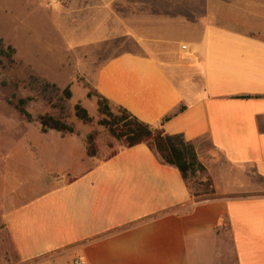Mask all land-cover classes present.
Returning <instances> with one entry per match:
<instances>
[{"label": "crops", "instance_id": "crops-1", "mask_svg": "<svg viewBox=\"0 0 264 264\" xmlns=\"http://www.w3.org/2000/svg\"><path fill=\"white\" fill-rule=\"evenodd\" d=\"M99 1L54 4L63 40H47V50L63 64L72 53L82 66L64 85L85 105L94 101L97 115L100 94L165 133L184 134L215 192L195 194L148 142L119 144L88 164L86 134L40 130L25 149L47 167L32 183L5 170L0 233L13 255L0 264H264V193L226 188L230 168L252 184L264 180V0H142L141 15H132L141 24L122 18V0ZM122 26L138 50L99 52ZM64 150L71 159L57 165Z\"/></svg>", "mask_w": 264, "mask_h": 264}, {"label": "rangeland", "instance_id": "rangeland-1", "mask_svg": "<svg viewBox=\"0 0 264 264\" xmlns=\"http://www.w3.org/2000/svg\"><path fill=\"white\" fill-rule=\"evenodd\" d=\"M166 3H187L203 2L204 0H162ZM61 2L69 9H80L87 4L98 5L99 0H0V37L3 40L4 47L8 45L15 47L16 51L11 57L0 52V81H6V84L0 82V200L5 189L6 167H10L9 173H15L26 181H30L37 173L41 164L47 167L43 157L38 154L31 155L26 152L25 146L27 140L40 139L41 124L39 116L42 114H52L72 123L75 127V137L81 138L84 134L97 131L98 153L95 156L88 157L87 163L109 156L116 152L122 141L117 140L109 134L107 129L98 123L100 114H95V102L88 100L86 105L75 96L66 97L61 90L56 91L50 88L49 94L54 95L51 102L44 98L43 94L37 92L35 87H39L43 79L55 82L61 89L65 87V81L74 77L75 73L82 70L81 60L70 54L68 63H62L57 60L47 50V40L62 41V35L55 29L52 17L54 4ZM133 2L131 0H122L117 3L116 10L124 20H135L141 24V19L133 18L135 15H141L142 0H138L135 5L137 10L133 11ZM183 11L185 10L182 9ZM74 11V10H72ZM116 27L119 28L118 24ZM118 37L98 45L99 52L115 54L126 50H138V45L133 39L130 29L126 26L120 27ZM32 32L39 34L44 44L34 41ZM96 50V51H97ZM84 69V67H83ZM81 73V72H80ZM34 75L36 79L31 76ZM59 76V77H58ZM85 77L84 74L82 76ZM56 80V81H55ZM90 93H94L93 86L88 83ZM41 87V85H40ZM33 96L34 99L26 103V108L31 112L33 119L29 121L16 107L19 97ZM80 102L87 108L91 120H83L76 113L75 104ZM207 150L209 143H203ZM18 148L23 149L22 152ZM65 149V147H64ZM65 150L57 152L56 163L62 164L68 162L71 156H65ZM45 160V159H44ZM43 167V168H44ZM245 170L230 168L226 171V188L234 190L238 187L251 188L254 193H264V180L256 179L253 184L248 182L244 175ZM10 183H8V186ZM252 185V186H250ZM190 186L194 192H200L202 195H212L215 192V186L211 175L206 172H200L191 177ZM244 188V187H243ZM214 190V192H212ZM13 255L12 244L6 233H0V261L5 255Z\"/></svg>", "mask_w": 264, "mask_h": 264}, {"label": "trees", "instance_id": "trees-1", "mask_svg": "<svg viewBox=\"0 0 264 264\" xmlns=\"http://www.w3.org/2000/svg\"><path fill=\"white\" fill-rule=\"evenodd\" d=\"M15 47L8 45L4 47L2 38L0 37V52L9 57L15 53ZM36 79L34 75L31 76ZM38 80V78L36 79ZM6 84V81H0ZM41 85V87H40ZM39 87H35L38 93L43 94L48 102L54 98L53 93L49 94L50 88L57 92H61L68 98H71L73 92L70 85L61 89L55 82L43 79ZM91 96V93L88 94ZM98 97V109L101 117L98 123L103 125L109 134L119 141L123 142V146H133L138 143L148 142L153 145L156 153L160 158L169 164L176 165L182 172L184 178L190 180L191 177L196 176L200 172H206L207 167L200 161L196 147L191 140L186 139L182 133H165L160 128H155L150 123H147L136 115L131 113L124 107L113 108L109 101L102 95ZM34 97L29 95L27 97H19L16 103L17 109L29 120L33 119L30 111L26 108V103L33 100ZM77 115L83 120H91L92 116L86 107L80 102L75 104ZM184 106H181L182 110ZM171 115L164 117V121L169 119ZM41 124V131H48L49 129H56L62 132H74L75 127L72 123L56 117L52 114L46 113L39 116ZM87 152L90 156H95L98 153L97 146V131L93 130L88 133L86 137ZM115 153V152H114ZM113 153V154H114ZM214 192V190H212ZM195 194L200 192H194Z\"/></svg>", "mask_w": 264, "mask_h": 264}, {"label": "built area", "instance_id": "built-area-1", "mask_svg": "<svg viewBox=\"0 0 264 264\" xmlns=\"http://www.w3.org/2000/svg\"><path fill=\"white\" fill-rule=\"evenodd\" d=\"M73 264H88L87 261L81 257H78L74 260Z\"/></svg>", "mask_w": 264, "mask_h": 264}]
</instances>
